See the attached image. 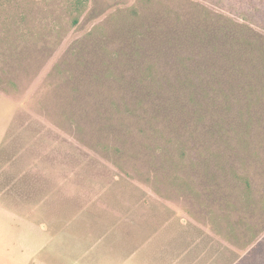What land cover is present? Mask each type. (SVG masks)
<instances>
[{
    "label": "rangeland",
    "instance_id": "obj_1",
    "mask_svg": "<svg viewBox=\"0 0 264 264\" xmlns=\"http://www.w3.org/2000/svg\"><path fill=\"white\" fill-rule=\"evenodd\" d=\"M70 3L0 0V264H37L31 225L86 209L147 216L172 264H248L264 89L203 31L264 0Z\"/></svg>",
    "mask_w": 264,
    "mask_h": 264
},
{
    "label": "crops",
    "instance_id": "obj_2",
    "mask_svg": "<svg viewBox=\"0 0 264 264\" xmlns=\"http://www.w3.org/2000/svg\"><path fill=\"white\" fill-rule=\"evenodd\" d=\"M56 218L31 225L35 243L25 238V252L37 247V264H172L170 242L157 243L153 222L139 212L86 209Z\"/></svg>",
    "mask_w": 264,
    "mask_h": 264
},
{
    "label": "trees",
    "instance_id": "obj_3",
    "mask_svg": "<svg viewBox=\"0 0 264 264\" xmlns=\"http://www.w3.org/2000/svg\"><path fill=\"white\" fill-rule=\"evenodd\" d=\"M88 0H71L74 10H80ZM204 8V19L208 9ZM264 15L260 21L240 20L225 13L217 14V22L213 29L203 31L206 38L213 39L212 50L219 51V58L237 73L243 74L244 68L249 72L246 76L250 90L260 87L264 89ZM77 21V17L72 19ZM261 22V23H260ZM263 23V24H262ZM211 32V33H210ZM228 67V68H229ZM251 102V101H250ZM242 178V177H241ZM246 188L250 191L249 180L244 177ZM248 264H264V236L254 243L247 253Z\"/></svg>",
    "mask_w": 264,
    "mask_h": 264
}]
</instances>
